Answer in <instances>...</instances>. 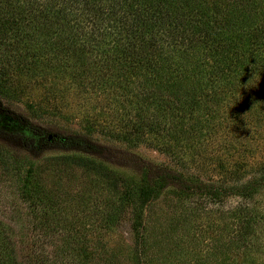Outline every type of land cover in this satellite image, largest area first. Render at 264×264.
<instances>
[{
	"label": "rangeland",
	"instance_id": "374dc122",
	"mask_svg": "<svg viewBox=\"0 0 264 264\" xmlns=\"http://www.w3.org/2000/svg\"><path fill=\"white\" fill-rule=\"evenodd\" d=\"M24 5L23 0H0L1 8L15 11ZM258 8L254 4L253 9ZM18 25L17 39H8L10 46L0 45V100L34 125L84 134L123 154L168 167L192 188L238 186L259 176L264 163V83L251 89L236 82L227 88L230 98L218 97L216 102L192 97L189 114L177 123L165 106L166 88L142 91L136 75L93 71L81 64L86 60L78 54L59 58L57 49H65L64 42L49 33L44 51L42 27L35 31L34 22L25 28ZM13 26L2 27V34L14 31ZM25 31L32 36L25 37ZM263 79L256 77L252 84ZM152 110L157 111V121L143 125L152 120ZM0 123L16 126L3 118ZM55 155L29 161L14 144L0 141V219L10 228L20 261L32 246L36 253L51 255L54 246L62 245V234L45 236L38 210L34 213L20 194L18 172L27 170L32 180L61 194L64 213L59 216L81 237L91 239L90 245L132 246L130 213L109 231L98 223L88 227L85 219H79L85 223L82 227L73 224L77 216L96 212H85L95 201L118 200L121 183H133L132 172L117 168L122 172L107 173L91 158ZM252 199L255 202H249ZM246 203H256L258 213L245 212ZM149 205L143 212L145 227L157 236L171 232L165 246L174 264H188L210 246H229L224 264H264V190L251 199L229 195L203 202L196 193L168 189ZM238 241L246 243L230 245Z\"/></svg>",
	"mask_w": 264,
	"mask_h": 264
},
{
	"label": "trees",
	"instance_id": "16d2710c",
	"mask_svg": "<svg viewBox=\"0 0 264 264\" xmlns=\"http://www.w3.org/2000/svg\"><path fill=\"white\" fill-rule=\"evenodd\" d=\"M23 1L24 8L18 11L0 7L1 46H10L8 39H17L19 22L21 28L34 22L35 31L42 27L44 51L48 47L46 36L52 33L65 45V49H57L59 58L69 59L78 54L86 60L81 64L93 71L136 75L142 91L166 88L169 99L165 106L177 123L189 114L188 99L192 97L216 102L218 97L230 98L227 88L236 82L251 89L264 83L263 79L259 85L252 84L256 77H264V0ZM254 4L259 8L254 10ZM12 24L14 31L2 34V27ZM24 36L32 35L25 31ZM151 116L152 120L144 121L143 125L157 121V111L152 110ZM0 118L16 125L11 128L0 123V141L14 144L29 161L46 154L91 158L107 173L125 169L133 176L132 184L121 183L118 200L95 201L85 211L96 210L91 217L84 213L73 221L82 227L85 223L79 219H85L88 227L98 223L109 231L130 213L132 246L111 247L90 245L91 239L81 237L80 232L73 231L70 221L59 216L64 213L59 206L61 194L50 192L39 179L32 180L29 170L18 172L20 194L34 213L38 210V225H46L45 236L62 234V245L54 246L51 255L36 253L32 246L20 261L10 228L0 219V264H174L165 246L171 232L157 236L152 229H146L143 217L146 207L163 191L196 193L205 202L229 195L251 199L264 190V163L259 176L244 184L232 187L199 184L192 188L168 167L134 154H123L84 134L36 126L1 100ZM247 203L242 207L244 211L256 215V203ZM239 241L230 245L239 248L246 243ZM210 247L206 254L192 258L188 264H224L229 246Z\"/></svg>",
	"mask_w": 264,
	"mask_h": 264
}]
</instances>
